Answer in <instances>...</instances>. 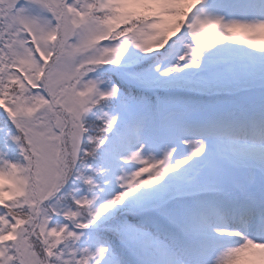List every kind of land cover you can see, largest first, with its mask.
Here are the masks:
<instances>
[{
	"label": "snow or ice",
	"instance_id": "obj_1",
	"mask_svg": "<svg viewBox=\"0 0 264 264\" xmlns=\"http://www.w3.org/2000/svg\"><path fill=\"white\" fill-rule=\"evenodd\" d=\"M0 264H264V0H0Z\"/></svg>",
	"mask_w": 264,
	"mask_h": 264
}]
</instances>
